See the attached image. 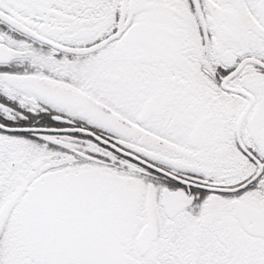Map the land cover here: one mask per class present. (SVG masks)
I'll return each mask as SVG.
<instances>
[{
	"label": "snow or ice",
	"instance_id": "snow-or-ice-1",
	"mask_svg": "<svg viewBox=\"0 0 264 264\" xmlns=\"http://www.w3.org/2000/svg\"><path fill=\"white\" fill-rule=\"evenodd\" d=\"M0 264H264V0H0Z\"/></svg>",
	"mask_w": 264,
	"mask_h": 264
}]
</instances>
